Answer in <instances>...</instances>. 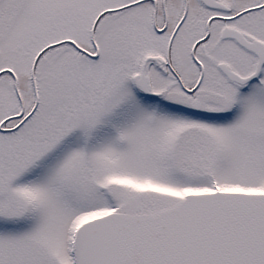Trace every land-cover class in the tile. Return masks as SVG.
<instances>
[{
    "label": "snow or ice",
    "instance_id": "6c2138e0",
    "mask_svg": "<svg viewBox=\"0 0 264 264\" xmlns=\"http://www.w3.org/2000/svg\"><path fill=\"white\" fill-rule=\"evenodd\" d=\"M0 264H264V0H0Z\"/></svg>",
    "mask_w": 264,
    "mask_h": 264
}]
</instances>
